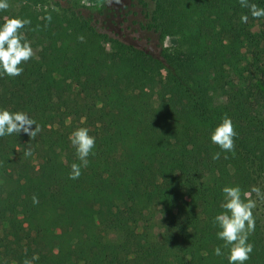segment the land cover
I'll return each mask as SVG.
<instances>
[{
    "label": "trees",
    "instance_id": "trees-1",
    "mask_svg": "<svg viewBox=\"0 0 264 264\" xmlns=\"http://www.w3.org/2000/svg\"><path fill=\"white\" fill-rule=\"evenodd\" d=\"M131 2L0 0V264H264V0Z\"/></svg>",
    "mask_w": 264,
    "mask_h": 264
},
{
    "label": "rangeland",
    "instance_id": "rangeland-1",
    "mask_svg": "<svg viewBox=\"0 0 264 264\" xmlns=\"http://www.w3.org/2000/svg\"><path fill=\"white\" fill-rule=\"evenodd\" d=\"M80 4L88 9L95 11V13L97 12V17L100 21H109L108 25H103L101 22L103 28L106 31L111 34H115L128 44H132L140 49H144L150 52L155 57L160 56L162 47L173 51L180 46L178 38L167 37L164 38L162 42H160L157 35L140 30L138 26L134 24L135 21H139L142 19L140 9L137 6L133 7L131 0H80ZM42 6H44L45 9L48 8L47 4H38L39 8H41ZM99 12H101L102 14H98ZM107 47L109 49V45ZM162 73L163 75H166L167 69L163 70ZM74 90L76 92H79V89L76 87H74ZM184 111V107H177L172 112V116L175 118H180L183 116ZM40 163L41 158L39 156L33 157L30 163L31 169H36L40 165ZM241 194L242 192L238 191L232 195L227 196V200L234 203L236 198ZM255 208L257 210L260 225L264 232V203H255ZM158 219H156V221L154 222L155 229L152 232L154 236H159L161 234V227L158 224ZM224 222H226V219H224ZM4 227L5 224L0 221V237L3 235Z\"/></svg>",
    "mask_w": 264,
    "mask_h": 264
}]
</instances>
